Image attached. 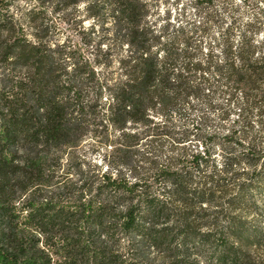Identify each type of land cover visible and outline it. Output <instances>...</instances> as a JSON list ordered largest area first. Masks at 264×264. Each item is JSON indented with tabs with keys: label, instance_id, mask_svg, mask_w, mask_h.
<instances>
[{
	"label": "trees",
	"instance_id": "trees-1",
	"mask_svg": "<svg viewBox=\"0 0 264 264\" xmlns=\"http://www.w3.org/2000/svg\"><path fill=\"white\" fill-rule=\"evenodd\" d=\"M35 1L2 53L0 264H264V4ZM82 5L90 54L53 20Z\"/></svg>",
	"mask_w": 264,
	"mask_h": 264
},
{
	"label": "rangeland",
	"instance_id": "rangeland-1",
	"mask_svg": "<svg viewBox=\"0 0 264 264\" xmlns=\"http://www.w3.org/2000/svg\"><path fill=\"white\" fill-rule=\"evenodd\" d=\"M0 1L9 3V10H7L6 8L3 10L4 17L7 21L6 27H0V76H8L12 73V67L3 61L2 53L15 36L23 37V32L19 27L21 25H23V27L26 26L25 14L31 7H33V5L39 7V4L35 0ZM234 1L238 2L239 0ZM259 2L264 4V0H259ZM181 3L182 1L177 4L175 3V1L170 0L167 4L161 6L160 11L162 12L166 9L167 6H169L173 15H175V13L180 9ZM50 9L51 6L48 7V10ZM74 15V13L68 15L67 17H65L64 21L61 20L59 16L53 17V20L55 21V23H58V27L60 28V30H57L56 32V37H58L60 42L66 41L70 45L78 46L82 48L87 54H90V51L96 49L97 42L103 38L102 27H99V25L96 24V32L91 34V37H93L94 40L92 41V44L87 45L85 44V41L90 39L88 33L91 30L92 24H94V22L97 23L96 21L98 18H96L95 20L89 18L83 5L81 6V12L79 14L77 13L76 17ZM245 16H248V14H245ZM12 23H17L19 25L17 26V31L15 33L8 30L9 28H11ZM108 25L109 24H106L105 26L107 27ZM102 48L106 49L105 44L102 45ZM17 71H20V69L18 68L15 70V72ZM91 155L97 161L101 162V153H91ZM251 198L253 203L258 205V208L252 206L251 208H249V210H247L245 216L248 219L249 225L251 227L258 228L262 233L263 246H253L249 248V251L256 261L264 262V191L252 193Z\"/></svg>",
	"mask_w": 264,
	"mask_h": 264
}]
</instances>
